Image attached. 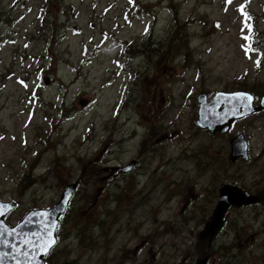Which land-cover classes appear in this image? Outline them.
<instances>
[{
  "label": "rangeland",
  "instance_id": "374dc122",
  "mask_svg": "<svg viewBox=\"0 0 264 264\" xmlns=\"http://www.w3.org/2000/svg\"><path fill=\"white\" fill-rule=\"evenodd\" d=\"M131 1L0 0L5 222L76 183L43 264H264V111L215 136L195 123L199 94L264 96V0ZM238 134L248 160L230 163ZM223 185L259 201L229 208L207 249Z\"/></svg>",
  "mask_w": 264,
  "mask_h": 264
},
{
  "label": "water",
  "instance_id": "95a60500",
  "mask_svg": "<svg viewBox=\"0 0 264 264\" xmlns=\"http://www.w3.org/2000/svg\"><path fill=\"white\" fill-rule=\"evenodd\" d=\"M47 83V80H45ZM237 96H250L241 92L222 93L218 92L214 97L208 102L206 96L201 94L197 97V102L199 104L198 118L196 124L201 129H206L209 133L214 134L216 132L225 133L229 130L231 123L249 113L261 111L264 109V96L261 98L260 104L257 108L251 107V101L248 106L242 107L243 100H237ZM222 107V108H221ZM242 109V111H240ZM231 154L230 161L234 162L236 158L241 156L244 160L247 159V144L242 135L234 137L230 141ZM135 163L131 162L125 167H112L106 168L105 171H118L120 173H125L134 167ZM77 184L72 183L67 185L59 201L54 204L51 209L45 210H34L26 214L23 220L17 224L15 227H8L3 219L5 215L10 212L14 205L13 203H3L4 205L0 209V225L4 229H7V233L0 237L7 241L9 246L0 244V253H7V257L0 261V264H43V258L48 253H43L37 250L35 253L32 252V248L35 246L39 248L38 244L34 245L33 241L39 240L38 236H33V233H41L42 228L41 223L45 222L44 218L39 216L40 213L50 214L47 217V223L49 225L52 239H54V231L57 225L58 218L64 213L69 199L71 198L73 192L75 191ZM257 199L253 196L245 198L243 193L236 188H229L228 186H223L220 189V200L213 212V218L210 222L206 223L203 230L199 232V239L201 241L208 240L210 243L213 237L217 234L222 226V218L224 212L228 209L230 205H246L254 203ZM31 220V223L28 221ZM12 230H15L14 232ZM48 239V237H45ZM55 240V239H54ZM21 241H30L29 243H22ZM43 243V240L39 241ZM11 245H14L19 252H13ZM53 246V245H52ZM27 252L30 259H26L23 253ZM207 256L198 260L195 264H206Z\"/></svg>",
  "mask_w": 264,
  "mask_h": 264
},
{
  "label": "snow or ice",
  "instance_id": "6c2138e0",
  "mask_svg": "<svg viewBox=\"0 0 264 264\" xmlns=\"http://www.w3.org/2000/svg\"><path fill=\"white\" fill-rule=\"evenodd\" d=\"M130 2H131V0H130ZM228 2L231 3V0H228ZM240 11H241L242 14H245L243 6H241ZM249 20H250V17L245 14L244 27L248 29V35L244 36V39L246 41H248V44L245 47L246 53H248L249 51H251V52H256L257 51L255 46L252 43V41L254 39V37H253V29H252V27H251V25L249 23ZM242 31H243V29H242ZM262 58H264V57H262ZM260 63H261V60L257 59V61H256L257 66H259ZM235 98L237 100H243L242 107L248 106L249 102L252 100L251 96H237ZM3 207H5V206L4 205H0V209H2ZM38 215L41 216L42 218H44L45 222L41 223L42 234L41 233H33L32 234L33 236H38L39 237V240L31 242L34 245L38 244V246H39L38 249H37V247L34 246L32 248V252L35 253L37 250H40V251H42L43 253L46 254L50 250L52 245L55 243V240L52 239V234H51L49 225L47 223V217L50 214H48V213H40ZM28 222L31 223V220H29ZM7 231H8L7 229H4L3 226L0 225V237L4 236L7 233ZM12 231L14 232L15 230H12ZM45 237H48V239H45ZM40 240H43V243H40L39 242ZM21 242L27 244L30 241H21ZM0 244H3L5 246H9L7 244V241H5L3 239H0ZM10 247H12L13 252H19V250L14 245H11ZM7 255H8L7 253H0V261H3L7 257ZM23 255L25 256L26 259H30L29 254L27 252L23 253Z\"/></svg>",
  "mask_w": 264,
  "mask_h": 264
},
{
  "label": "trees",
  "instance_id": "16d2710c",
  "mask_svg": "<svg viewBox=\"0 0 264 264\" xmlns=\"http://www.w3.org/2000/svg\"><path fill=\"white\" fill-rule=\"evenodd\" d=\"M50 2H51V0H45V9L47 10V8H48V5L50 4ZM5 14V13H4ZM2 15L3 14H1L0 13V21H5V20H3L4 18H2ZM9 21H8V19L6 18V25H8L7 23H8Z\"/></svg>",
  "mask_w": 264,
  "mask_h": 264
},
{
  "label": "flooded vegetation",
  "instance_id": "af4514ba",
  "mask_svg": "<svg viewBox=\"0 0 264 264\" xmlns=\"http://www.w3.org/2000/svg\"><path fill=\"white\" fill-rule=\"evenodd\" d=\"M117 175L116 173L114 174V176Z\"/></svg>",
  "mask_w": 264,
  "mask_h": 264
}]
</instances>
